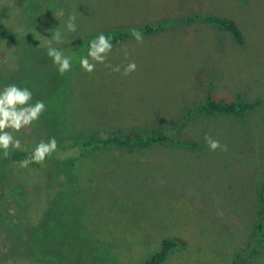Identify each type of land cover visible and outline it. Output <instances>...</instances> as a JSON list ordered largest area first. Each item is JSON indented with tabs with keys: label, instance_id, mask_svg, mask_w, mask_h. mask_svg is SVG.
I'll use <instances>...</instances> for the list:
<instances>
[{
	"label": "rangeland",
	"instance_id": "rangeland-1",
	"mask_svg": "<svg viewBox=\"0 0 264 264\" xmlns=\"http://www.w3.org/2000/svg\"><path fill=\"white\" fill-rule=\"evenodd\" d=\"M211 16L234 20L244 44ZM0 30V87H27L46 106L13 132L21 147L9 152L57 141L43 164L0 156V264H143L168 238L186 245L163 264H230L236 255L264 264V243L253 239L264 207V0H0ZM57 30L63 42L52 46L74 55L64 75L47 56ZM100 32L130 37L88 73L79 67L86 51L72 45ZM210 86L217 101L258 108L189 118ZM158 129L199 147L71 148L87 136ZM209 138L221 148L210 150Z\"/></svg>",
	"mask_w": 264,
	"mask_h": 264
},
{
	"label": "trees",
	"instance_id": "trees-1",
	"mask_svg": "<svg viewBox=\"0 0 264 264\" xmlns=\"http://www.w3.org/2000/svg\"><path fill=\"white\" fill-rule=\"evenodd\" d=\"M206 22L211 23L221 30L227 32L231 35L233 40L239 44H244V35L238 26V24L229 18L226 17H218L211 16L205 19ZM164 28L163 24H158L154 27H146L142 28L140 31L142 33H152L159 31ZM4 34L0 30V36ZM106 35L113 36V45L128 39L130 36L128 34L122 33H108ZM92 39V38H90ZM82 41L80 43H73L72 47H75L78 50V53L81 54L83 51H87V44L89 40ZM74 48V49H75ZM213 87L210 86L209 92L206 96V99L203 103H201L195 109L189 110L187 116L189 118H193L197 115H205V116H215V115H227V116H238L244 117L249 111H255L258 108L259 103L256 102H248L241 98H237L234 101L226 102L225 100H215L212 95ZM51 122V121H50ZM60 136H65L61 134ZM59 136V138H60ZM67 140V138L65 137ZM81 144V145H80ZM159 144H176L182 145L190 148L199 147L198 142L192 141H181L175 138L173 135L169 134L163 129L153 130L151 133L143 135L138 134L132 137L123 136V137H96V136H87L84 140H77L72 145L71 148H76L82 151L85 154H91L100 150H105L113 146H121L129 149H148L155 145ZM31 151H11L8 154V158L17 162H22L30 157ZM83 154V155H85ZM264 197V186L261 189V198L263 201ZM259 219L255 225V230L253 232V239L256 241L258 245H262L264 243V207L260 208L258 213ZM2 218L1 210H0V221ZM186 245L185 241L181 238H168L163 240L160 249L154 253L150 258H148L143 264H163L170 254L177 249L183 248ZM230 264H248L247 260L242 258L240 255H236V257L231 261Z\"/></svg>",
	"mask_w": 264,
	"mask_h": 264
},
{
	"label": "clouds",
	"instance_id": "clouds-1",
	"mask_svg": "<svg viewBox=\"0 0 264 264\" xmlns=\"http://www.w3.org/2000/svg\"><path fill=\"white\" fill-rule=\"evenodd\" d=\"M75 16H69L66 28L68 32L76 31ZM132 35L137 41L142 37L133 30ZM57 44L63 42L62 34L59 30L54 31L49 37L47 56L51 58L57 71L64 75L73 68V54H65L63 50L52 46V41ZM113 36L103 32L96 34L87 44L85 55L79 56V67L88 73H92L97 64L105 63L108 54L113 48ZM120 71L119 67L112 69ZM136 70L134 62L129 63L124 69V75H128ZM33 93L27 87H20L16 84H8L0 87V156H8L10 149H19L21 141L13 136V132L19 133L23 128L30 127L38 121L41 114L45 111V103L37 100L34 103ZM11 130V131H9ZM208 147L215 151L221 148L218 141L208 139ZM57 141L53 137L47 142H39L31 151L30 157L21 162V167H27L30 163L43 164L47 157L56 152Z\"/></svg>",
	"mask_w": 264,
	"mask_h": 264
}]
</instances>
